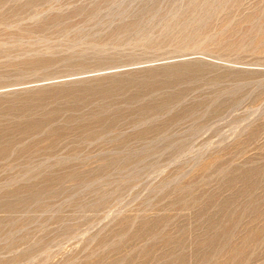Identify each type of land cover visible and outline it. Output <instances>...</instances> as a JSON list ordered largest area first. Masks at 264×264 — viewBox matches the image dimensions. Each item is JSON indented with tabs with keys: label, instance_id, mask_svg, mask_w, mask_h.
Returning <instances> with one entry per match:
<instances>
[{
	"label": "rangeland",
	"instance_id": "374dc122",
	"mask_svg": "<svg viewBox=\"0 0 264 264\" xmlns=\"http://www.w3.org/2000/svg\"><path fill=\"white\" fill-rule=\"evenodd\" d=\"M0 264H264V0H0Z\"/></svg>",
	"mask_w": 264,
	"mask_h": 264
}]
</instances>
